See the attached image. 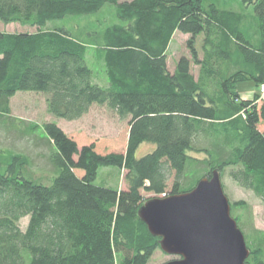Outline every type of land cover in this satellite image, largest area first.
<instances>
[{
	"label": "trees",
	"instance_id": "1",
	"mask_svg": "<svg viewBox=\"0 0 264 264\" xmlns=\"http://www.w3.org/2000/svg\"><path fill=\"white\" fill-rule=\"evenodd\" d=\"M241 1L253 10L204 0H0L1 21L37 27L0 31V128L12 124L18 91L47 94L56 117L78 119L105 104L129 119L125 151L79 147L45 122L49 176L37 175L25 153L0 150V264H148L161 247L139 216L150 199L142 190L187 192L215 170L231 168L264 204V0ZM92 16L98 22L79 26ZM65 18L72 24L47 27ZM177 32L189 38L172 68ZM89 46L102 53L106 85L95 81ZM242 81L259 91L245 98ZM144 142L153 147L137 156ZM108 166L126 170V188L96 183ZM231 214L251 251L247 263L264 264V233L242 226L249 203L231 201Z\"/></svg>",
	"mask_w": 264,
	"mask_h": 264
},
{
	"label": "rangeland",
	"instance_id": "2",
	"mask_svg": "<svg viewBox=\"0 0 264 264\" xmlns=\"http://www.w3.org/2000/svg\"><path fill=\"white\" fill-rule=\"evenodd\" d=\"M215 3L222 8H231L238 11H252L243 5L241 0H204V4ZM109 15L107 10L100 15L106 20L105 15ZM94 21V16L79 19L80 25L85 26L88 21ZM97 21V20H96ZM98 22V21H97ZM72 21L68 18L49 22L48 28L69 26ZM37 27L21 25L19 23H5L0 20V31H35ZM188 34L177 32L173 38L169 51V63L173 67L182 53L187 52ZM88 62L95 72V81L101 85L108 82L106 68L102 53L98 47L89 46ZM197 74V69H193ZM238 90L245 98H252L256 91H259L253 81H242L237 84ZM12 112L10 114L11 125L7 128H0V150H13L23 152L31 158L33 170L37 175L49 176L53 173V168L47 160L50 148L48 145V134L44 128L45 122H55L70 137L76 139L81 147L84 144L95 142L99 151H125L129 137V119L121 118L114 110L107 105L93 104L90 110L78 119H64L52 115L48 111L47 94L32 91H18L11 98ZM152 144L144 142L137 150V156H142L152 149ZM227 171L221 176L225 193L231 201L243 199L249 203L252 214L251 219L243 220V229L249 235L253 234L254 228L264 233V204L262 199L252 190L243 188ZM80 174L83 171L78 170ZM126 170L116 166L101 167L99 169L96 183L98 185L112 186L115 188H126ZM51 177V176H50ZM45 183L52 182L51 178ZM145 198L157 197L154 193L142 190ZM163 196V195H161ZM242 210H237L241 213ZM29 217L21 219V225L25 229ZM178 256L170 255L161 248L151 257L148 264H165L170 260L177 259Z\"/></svg>",
	"mask_w": 264,
	"mask_h": 264
},
{
	"label": "water",
	"instance_id": "3",
	"mask_svg": "<svg viewBox=\"0 0 264 264\" xmlns=\"http://www.w3.org/2000/svg\"><path fill=\"white\" fill-rule=\"evenodd\" d=\"M139 216L161 249L178 256L165 264H248L251 251L218 170L190 191L148 199Z\"/></svg>",
	"mask_w": 264,
	"mask_h": 264
},
{
	"label": "built area",
	"instance_id": "4",
	"mask_svg": "<svg viewBox=\"0 0 264 264\" xmlns=\"http://www.w3.org/2000/svg\"><path fill=\"white\" fill-rule=\"evenodd\" d=\"M261 93H262V96H264V87L261 88Z\"/></svg>",
	"mask_w": 264,
	"mask_h": 264
},
{
	"label": "crops",
	"instance_id": "5",
	"mask_svg": "<svg viewBox=\"0 0 264 264\" xmlns=\"http://www.w3.org/2000/svg\"><path fill=\"white\" fill-rule=\"evenodd\" d=\"M172 68H174V67H172Z\"/></svg>",
	"mask_w": 264,
	"mask_h": 264
}]
</instances>
